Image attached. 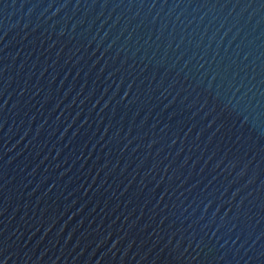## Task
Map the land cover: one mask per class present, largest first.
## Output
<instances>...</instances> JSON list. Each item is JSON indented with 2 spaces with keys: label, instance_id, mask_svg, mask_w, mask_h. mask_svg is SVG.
<instances>
[{
  "label": "water",
  "instance_id": "water-1",
  "mask_svg": "<svg viewBox=\"0 0 264 264\" xmlns=\"http://www.w3.org/2000/svg\"><path fill=\"white\" fill-rule=\"evenodd\" d=\"M0 264H264V0H0Z\"/></svg>",
  "mask_w": 264,
  "mask_h": 264
}]
</instances>
